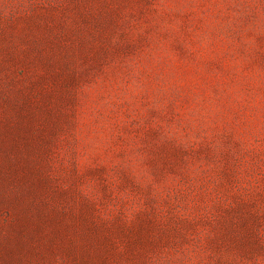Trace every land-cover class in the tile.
<instances>
[{"label":"rangeland","instance_id":"1","mask_svg":"<svg viewBox=\"0 0 264 264\" xmlns=\"http://www.w3.org/2000/svg\"><path fill=\"white\" fill-rule=\"evenodd\" d=\"M0 264H264V0H0Z\"/></svg>","mask_w":264,"mask_h":264},{"label":"trees","instance_id":"2","mask_svg":"<svg viewBox=\"0 0 264 264\" xmlns=\"http://www.w3.org/2000/svg\"><path fill=\"white\" fill-rule=\"evenodd\" d=\"M41 56V49H40V47H34V48H28L25 52H23V54L22 55H20L19 57H20V59L22 60V61H24V60H26V59H28V58H30V57H36L37 58V60H38V57H40ZM40 188L42 189L43 188V186H40ZM40 190V189H39ZM36 194V193H35ZM34 197H36L35 195H33L32 196V199L34 198Z\"/></svg>","mask_w":264,"mask_h":264}]
</instances>
